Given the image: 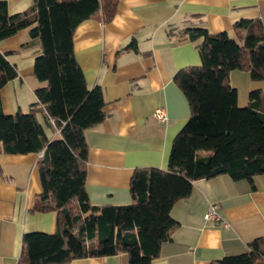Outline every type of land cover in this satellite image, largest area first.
Listing matches in <instances>:
<instances>
[{
    "label": "trees",
    "instance_id": "obj_1",
    "mask_svg": "<svg viewBox=\"0 0 264 264\" xmlns=\"http://www.w3.org/2000/svg\"><path fill=\"white\" fill-rule=\"evenodd\" d=\"M117 0H32L9 14L0 1V42L30 28L23 49H38L33 75L45 85L34 90L28 112L5 114L0 99V147L4 154H40L41 194L37 211L57 210L62 228L26 233L22 254L27 264H64L76 259L127 256V264H150L175 228L173 204L187 198L193 182L227 175L252 182L264 173V93L252 90L244 107L237 104L229 74L247 72L264 80V31L258 20H240L236 37L205 28L183 33L197 41L200 65L179 70L173 81L185 96L190 117L173 139L166 170L137 168L129 182L131 203L92 205L85 191L88 145L85 131L105 117L99 87L88 89L74 55L73 35L83 22L101 13L108 21ZM17 71L0 53V90ZM55 137L49 139L45 127ZM53 120V124L51 123ZM57 130L59 133L57 134ZM68 203L77 211L66 207ZM211 264H264V236L245 253Z\"/></svg>",
    "mask_w": 264,
    "mask_h": 264
},
{
    "label": "crops",
    "instance_id": "obj_2",
    "mask_svg": "<svg viewBox=\"0 0 264 264\" xmlns=\"http://www.w3.org/2000/svg\"><path fill=\"white\" fill-rule=\"evenodd\" d=\"M9 14L27 9L32 0H0ZM240 20H258L264 31V0H117L108 21L101 13L83 22L73 35L75 59L88 89L99 87L104 119L85 131L88 145L85 191L92 205L131 203L129 182L137 168L166 170L173 139L190 117L189 104L173 81L186 67L199 66L198 42L183 30L205 28L211 34L235 38ZM25 28L0 42V53L15 66L17 76L0 90L5 114L28 112L34 90L45 84L33 75L38 49H23ZM237 104L244 107L252 90L264 93V80L247 72L229 74ZM162 109L167 122L152 117ZM43 124L41 116H38ZM49 139L55 137L46 126ZM40 154H4L0 147V264H27L22 254L26 233L54 234L62 228L57 210L37 211L41 194ZM210 205L227 223L207 222ZM77 211L72 203L66 205ZM173 228L150 264H211L245 253L248 244L264 236V173L234 181L227 175L193 182L190 195L175 202ZM64 264H127V256L72 260Z\"/></svg>",
    "mask_w": 264,
    "mask_h": 264
},
{
    "label": "built area",
    "instance_id": "obj_3",
    "mask_svg": "<svg viewBox=\"0 0 264 264\" xmlns=\"http://www.w3.org/2000/svg\"><path fill=\"white\" fill-rule=\"evenodd\" d=\"M152 117L161 124H165L167 122L166 113L162 109H155L152 113ZM51 123L53 124V120H51ZM58 133L59 130H57V134ZM217 208V205H210L208 211L204 215V219L207 222L223 223V225L226 227L227 223L222 221V218L217 213Z\"/></svg>",
    "mask_w": 264,
    "mask_h": 264
},
{
    "label": "rangeland",
    "instance_id": "obj_4",
    "mask_svg": "<svg viewBox=\"0 0 264 264\" xmlns=\"http://www.w3.org/2000/svg\"><path fill=\"white\" fill-rule=\"evenodd\" d=\"M23 113H25V112H23Z\"/></svg>",
    "mask_w": 264,
    "mask_h": 264
}]
</instances>
